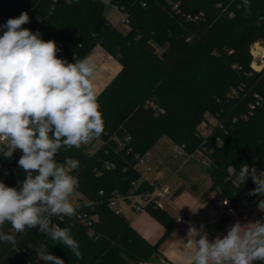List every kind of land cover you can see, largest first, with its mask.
Returning a JSON list of instances; mask_svg holds the SVG:
<instances>
[{"label": "trees", "instance_id": "16d2710c", "mask_svg": "<svg viewBox=\"0 0 264 264\" xmlns=\"http://www.w3.org/2000/svg\"><path fill=\"white\" fill-rule=\"evenodd\" d=\"M109 1L126 13L129 31L120 32L104 16L102 0H0V25L27 12L30 22L22 27L56 41L58 57L73 63L74 57L83 59L99 47L122 66L98 93L103 133L79 149L62 147L56 156L60 163L66 157L80 162L79 170L72 171L78 179L74 193L85 200L77 212L95 216L89 226L72 217L58 224L72 226L82 259L37 227L18 234L15 247L0 242V264L33 263L39 258L30 246L42 243L65 264H158V246L174 228V219L164 210H147L164 228L152 245L122 215H115L108 202L114 192L126 195L133 189L141 177L133 168L135 157H142L163 136L187 152L206 148L211 180L207 193H214L215 200L237 202L252 181H226L229 164L264 170V67H250L251 47H264V0H249L247 13L243 0ZM234 90L236 96L229 97ZM254 94L259 103L243 120L239 116L248 113ZM152 97L165 109L163 115L154 117L145 106ZM205 114L216 117L218 125L210 136L197 138L195 130ZM96 140L102 144L88 153ZM19 158L15 153L11 158L0 155V181L7 186L17 187L25 178ZM140 190L151 187L140 182ZM3 230L12 232L11 225L6 223Z\"/></svg>", "mask_w": 264, "mask_h": 264}, {"label": "clouds", "instance_id": "9594fccd", "mask_svg": "<svg viewBox=\"0 0 264 264\" xmlns=\"http://www.w3.org/2000/svg\"><path fill=\"white\" fill-rule=\"evenodd\" d=\"M243 6L247 13L249 0H243ZM29 22L28 13L21 12L0 25V155L11 158L20 150L17 163L25 174L17 187L0 181V242L15 247L18 234L38 227L82 259L72 226L52 223L53 217L63 221L77 215L70 197L78 188L72 171L79 170L80 162L66 157L60 163L56 156L62 147L79 149L104 131L93 86L95 65L87 57H74L73 63L58 57L56 41H45L39 31L22 27ZM226 171V181L236 177L244 184L251 177L255 188L248 195L264 197V171L258 173L247 163L239 169L229 164ZM257 209L264 212V198ZM6 223L12 232L3 230ZM181 243L187 264H264V221H237L214 240L201 225L199 230L190 228ZM30 247L45 264H65L43 243Z\"/></svg>", "mask_w": 264, "mask_h": 264}, {"label": "built area", "instance_id": "2783aa9c", "mask_svg": "<svg viewBox=\"0 0 264 264\" xmlns=\"http://www.w3.org/2000/svg\"><path fill=\"white\" fill-rule=\"evenodd\" d=\"M169 5L172 3L169 1ZM115 9L119 12V17L116 21V23L122 24L126 30L130 29V26L127 21V15L125 12L122 11L121 8L115 7ZM176 11V6L173 7ZM189 18V17H187ZM115 27V23H111ZM255 58V57H254ZM255 63H259L260 60L254 59ZM236 91H232V94H229V97H235ZM253 98L255 99L254 103L248 105V113H245L243 115H240L239 117L241 119H247V116H250L252 114V110L255 108V106L259 103V96L257 94L253 95ZM149 108L148 105H145ZM159 110L157 108H154V115H158ZM236 118L233 119L235 121ZM215 125H218L217 118L205 114V119L201 121V123L198 125V127L195 130V135L197 138H206L210 136L212 129ZM125 141H128V137L125 138ZM204 143V141L202 142ZM102 144V143H101ZM121 143L118 145V147H121ZM94 148H88L87 152L91 153ZM208 151L205 147L198 148L192 152H187L185 150L184 145H175L172 151V157L175 160H179L181 162V166H185L188 164V162L195 158L197 163L204 167L208 168L210 165L209 158H208ZM150 153L147 151L142 157H135L136 162L134 164V169L138 170L140 169V166L148 163V157ZM106 168H109L110 165L106 164ZM146 172L149 171V168L145 169ZM264 171V170H263ZM261 172V171H260ZM259 173V172H258ZM140 182H147L149 186L151 187V190H137V184ZM133 189L126 195H121L119 193L114 192L108 202L109 209L115 214V215H121V207L122 206H128L132 211L136 213H142L146 212L148 209L153 210H164L165 204L167 202H171L173 199V193L171 192L169 186L166 184L160 185L157 184L156 181L149 182L147 181L143 175L141 174V177L139 181L136 183H132ZM255 188V184L251 181V183L246 187L244 191L241 192V194L238 197L237 202L233 203L231 199L224 198L221 200H215L211 207L213 211L221 218L226 219H234L238 218L243 222H247L250 219H256V220H262L264 221V212L258 211L257 209V202L264 198L260 195L256 196H249L248 192ZM228 201V202H227ZM85 200L81 198H76L73 202V205L78 207L81 205V203H84ZM227 202V204H225ZM165 211V210H164ZM65 216L63 218H66ZM75 221L82 224L83 226H89L92 221L95 219V216L87 215L85 213L77 212V215L72 217ZM53 224H59L63 221H60L56 217H53ZM175 225L181 226V227H188V226H195L194 221L185 214H180L178 217L174 219ZM189 233V230L187 231V234ZM139 264H150L147 261H142Z\"/></svg>", "mask_w": 264, "mask_h": 264}, {"label": "crops", "instance_id": "0c3cea01", "mask_svg": "<svg viewBox=\"0 0 264 264\" xmlns=\"http://www.w3.org/2000/svg\"><path fill=\"white\" fill-rule=\"evenodd\" d=\"M87 58L95 65L96 75L93 86L98 95L110 78L119 72L121 66L99 47H96ZM149 157L148 164L151 163V154ZM207 177L209 178V176ZM198 178L203 179V176ZM156 183L158 184L157 181ZM210 184V178L209 181L203 179L201 184H193L191 186L192 191L190 193H182L180 188L173 191V199L165 204V212L173 219L183 213L194 221L195 226H174L172 231L158 246L156 258L158 264H187L185 259L187 250L184 249L181 240L186 242L187 231L190 228L199 230L201 225H203L208 239L214 240L217 235H226L228 229L237 221L241 222V224L256 221V219H250L247 222H243L238 218L226 219L219 217L211 207L215 201V194L207 193ZM205 193L207 195L203 197ZM121 215L127 220L130 227L149 244H155L164 233V228L146 212L136 213L128 206H123V208L121 207Z\"/></svg>", "mask_w": 264, "mask_h": 264}, {"label": "rangeland", "instance_id": "374dc122", "mask_svg": "<svg viewBox=\"0 0 264 264\" xmlns=\"http://www.w3.org/2000/svg\"><path fill=\"white\" fill-rule=\"evenodd\" d=\"M102 3H103V14H104V16L111 23H115V27L120 32L125 33L127 31H129L130 29L126 30L122 24L116 23V21L119 17V12L115 9L114 6H112L110 4V1L109 0H102ZM255 46H258V47L264 49V47L258 43L254 44L250 49V55L252 56V59H253V61H252L253 64L251 63L250 67L254 70H256L255 66H258V65L261 66V62L258 64L255 63V60H254L255 58L252 54V50L254 49ZM157 52H158V50H157ZM262 59H264V58H262ZM262 59H261V61H262ZM263 67H264V65L260 69H262ZM121 68H122V66H121ZM259 70H256V71H259ZM113 77H111L110 80ZM110 80H109V82H110ZM144 104L149 106V110L152 112V115L154 117L163 115L165 112V109L163 108V106H161L154 97L148 98ZM154 108H157L159 110L158 115H154ZM101 143H102L101 140H96L92 143V147L96 148L99 145H101ZM174 146L175 145L167 137H164V136L161 137L157 141V143L154 144L149 149V153L151 154V157H152L151 163L150 164L147 163V164L140 166L139 171L146 180H149L151 182L156 180L158 182V184H160V185L166 184L167 186H169L172 193L177 188H180V191H182V193L183 192H189L190 193L192 191L191 186L193 184L199 185V184H201L203 179H205L206 181H209V178L207 177L208 176V172H207L208 168H204V167L200 166L197 163L195 158L191 159L188 162V164H186L184 167L181 166V162L179 160H175L172 157V151H173ZM15 154L19 157L22 155L20 150H17L15 152ZM149 158L150 157H148L147 159H149ZM146 168H149L148 172L145 171ZM200 176H203V179L202 178L199 179L198 177H200ZM182 193H180V194L182 195ZM78 197L81 198L80 194H78V193L72 194V196L70 197L72 203ZM174 199H175V197H174ZM122 208H123V206H122ZM25 264H41V260L36 259L33 263L27 262Z\"/></svg>", "mask_w": 264, "mask_h": 264}, {"label": "bare ground", "instance_id": "6f19581e", "mask_svg": "<svg viewBox=\"0 0 264 264\" xmlns=\"http://www.w3.org/2000/svg\"><path fill=\"white\" fill-rule=\"evenodd\" d=\"M252 54L257 60H260V62H261V66H259V65L255 66L256 70H259L264 65V59H262V58H264V49H262L258 46H255L254 49L252 50ZM261 59H262V61H261Z\"/></svg>", "mask_w": 264, "mask_h": 264}]
</instances>
